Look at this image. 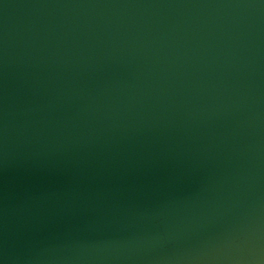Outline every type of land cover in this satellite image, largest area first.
<instances>
[{"label": "water", "instance_id": "obj_1", "mask_svg": "<svg viewBox=\"0 0 264 264\" xmlns=\"http://www.w3.org/2000/svg\"><path fill=\"white\" fill-rule=\"evenodd\" d=\"M0 264H264V0H0Z\"/></svg>", "mask_w": 264, "mask_h": 264}]
</instances>
